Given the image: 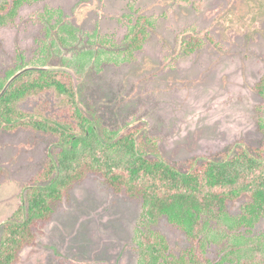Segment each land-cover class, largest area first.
<instances>
[{"label": "rangeland", "instance_id": "rangeland-1", "mask_svg": "<svg viewBox=\"0 0 264 264\" xmlns=\"http://www.w3.org/2000/svg\"><path fill=\"white\" fill-rule=\"evenodd\" d=\"M141 18L149 22V37L129 57L125 38ZM65 36L69 48L59 40ZM189 37L203 46L186 55L182 44ZM82 56L88 63L82 60L79 75L64 73L97 131L138 129L148 148L181 168L237 145L258 149L264 141L256 90L264 76V0H40L0 28V78L18 65L69 67ZM58 101L43 93L20 108L71 122ZM55 142L26 126L0 129V226L25 205V188L39 184ZM141 212V200L90 175L35 228V242L17 264H137ZM154 230L174 254L190 248L166 220ZM242 234L262 247L253 260L264 264V219ZM222 249L213 247L207 258L220 262Z\"/></svg>", "mask_w": 264, "mask_h": 264}, {"label": "trees", "instance_id": "trees-1", "mask_svg": "<svg viewBox=\"0 0 264 264\" xmlns=\"http://www.w3.org/2000/svg\"><path fill=\"white\" fill-rule=\"evenodd\" d=\"M38 1L6 0L0 4V28L13 22L24 5ZM148 24L141 18L129 31L125 38L127 56L143 48L149 37ZM59 40L69 48L72 39L65 36ZM202 46L201 39L189 37L182 50L190 55ZM86 57L67 66L79 75L84 62L88 63ZM22 67L18 65L0 78V92ZM69 77L64 72H28L0 99V129L13 131L26 126L56 140L39 184L25 188V205L0 226V264H17L24 249L34 244L35 228L48 222L54 206L90 175L101 178L115 193L141 200L137 264H258L253 258L263 249L242 232L251 234L264 219V141L258 149L237 145L233 151L186 161L181 168L165 160L155 146L148 148L138 129L97 131L80 110ZM256 90L263 100L258 128L264 140V76ZM43 93L56 95L59 105L72 113L71 122L39 112L28 114L20 108L26 100ZM236 204H240L239 213L233 215L231 207ZM162 220L190 243L181 255L174 254L166 236L154 230ZM217 246L223 247L220 262L207 258L208 251Z\"/></svg>", "mask_w": 264, "mask_h": 264}, {"label": "water", "instance_id": "water-1", "mask_svg": "<svg viewBox=\"0 0 264 264\" xmlns=\"http://www.w3.org/2000/svg\"><path fill=\"white\" fill-rule=\"evenodd\" d=\"M60 71L71 73L75 77L74 70H72V68H70V67H53V66H48V65H46V66L44 65V66H26V67H23V68L19 69L14 75H12L8 79V81L5 84L4 88L0 92V99L6 94L8 89L11 87V85L18 78H20L22 75H24V74H26L28 72H60Z\"/></svg>", "mask_w": 264, "mask_h": 264}]
</instances>
